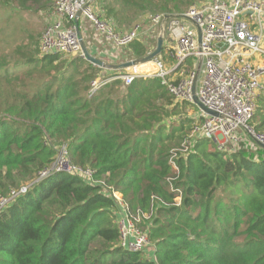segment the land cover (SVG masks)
<instances>
[{
  "label": "trees",
  "instance_id": "obj_1",
  "mask_svg": "<svg viewBox=\"0 0 264 264\" xmlns=\"http://www.w3.org/2000/svg\"><path fill=\"white\" fill-rule=\"evenodd\" d=\"M51 1L0 0V196L27 186L0 208V264H264V148L228 152L189 136L197 106L175 100L158 77L124 85L83 56L41 54L25 13L47 12ZM204 1L93 5L123 30ZM126 48L134 58L148 52L140 40ZM251 123L264 130V87ZM60 145L132 210L161 200L143 226L153 257L117 246L115 204L99 186L62 172L38 179ZM172 188L181 190L178 205Z\"/></svg>",
  "mask_w": 264,
  "mask_h": 264
},
{
  "label": "built area",
  "instance_id": "obj_2",
  "mask_svg": "<svg viewBox=\"0 0 264 264\" xmlns=\"http://www.w3.org/2000/svg\"><path fill=\"white\" fill-rule=\"evenodd\" d=\"M93 1L54 0L48 11L50 20L39 37L40 53L83 56L76 33L81 18H86L116 48L141 40L143 31L147 30L158 38L159 24L165 19L161 51L168 60L165 62L157 54L136 60L124 66L115 78L128 85L136 77H158L179 102H192L194 84L198 100L216 114L198 108L200 124L193 127L189 136H203L218 150L228 152L248 146L264 148V130L256 131L251 123L264 87V0H205L180 14L148 13L125 30L116 29L110 19L101 16ZM166 15H169L167 19ZM188 60L191 66L185 68ZM91 84L95 87L98 83ZM187 147L188 139L182 150ZM56 151L53 162L38 172V179L62 172L99 186L115 204L117 246L153 257L155 247L143 226L153 212L155 201L161 200L152 196L149 211L132 210L119 190L94 177L92 167L73 163L65 145L58 146ZM170 163L176 169L174 161ZM26 188L11 189L7 196H0V208ZM171 191L176 193L173 203L178 205L181 190Z\"/></svg>",
  "mask_w": 264,
  "mask_h": 264
},
{
  "label": "crops",
  "instance_id": "obj_3",
  "mask_svg": "<svg viewBox=\"0 0 264 264\" xmlns=\"http://www.w3.org/2000/svg\"><path fill=\"white\" fill-rule=\"evenodd\" d=\"M93 6L96 11L100 12L98 7H96L95 5ZM78 25L82 41L89 53L104 62L105 66L101 67V76L104 77L105 75H110L111 73H117L118 71L123 69V65L126 62L135 59L129 49L126 51L127 53H125L124 51L121 52V50L119 49H122L123 47H114L101 34L97 33L86 18H81ZM149 36H151V32L149 30L143 31L140 37V41H142L145 45H148L150 41ZM157 56H161L160 53H157ZM198 108L199 107H197V109ZM194 114L197 117L198 110Z\"/></svg>",
  "mask_w": 264,
  "mask_h": 264
},
{
  "label": "water",
  "instance_id": "obj_4",
  "mask_svg": "<svg viewBox=\"0 0 264 264\" xmlns=\"http://www.w3.org/2000/svg\"><path fill=\"white\" fill-rule=\"evenodd\" d=\"M169 17V15H166L165 18L167 19ZM165 27V19H163L160 24H159V27H158V30H159V36L157 38V43H156V49L154 51H152L151 53L149 54H146L145 56H142V57H138V58H135L134 60L132 61H128L126 62L123 66H128L130 65L132 62L136 61V60H139V59H145V58H149L151 57L152 55H155L157 53H159V51L161 50V44H162V37H161V32H163V29ZM76 33L79 37V40H80V43H81V48H82V53H83V56L86 60H88L89 62L93 63L94 65H97L99 67H104V62L91 55L89 53V51L87 50L85 44L83 43L82 41V38H81V34H80V31H79V28H78V25L76 27ZM122 67V66H121ZM192 102L199 108H201L205 113H208L210 115H215L216 112L209 109L208 107L204 106L199 100L198 98L196 97V94H195V87H194V84L192 85Z\"/></svg>",
  "mask_w": 264,
  "mask_h": 264
},
{
  "label": "rangeland",
  "instance_id": "obj_5",
  "mask_svg": "<svg viewBox=\"0 0 264 264\" xmlns=\"http://www.w3.org/2000/svg\"><path fill=\"white\" fill-rule=\"evenodd\" d=\"M54 0L51 1V4H53ZM25 15L27 16V18L29 20L32 21L33 25L35 26V29H37L38 32H40V34L42 33L45 25H47V23L49 22V17H48V11L45 12V11H39L38 13H34V12H31V13H25ZM149 44L146 45L147 49L149 51H154L156 49V39H157V36H155L153 33H151V36H149ZM122 51H124L125 53H127L126 51L128 50L126 47L122 48V49H119ZM148 51V52H149ZM166 55L165 53L163 52L162 56H159V58L163 59L165 62L168 60V58L166 59ZM122 70L118 71L117 73H121ZM262 92V90H261ZM261 94V93H260ZM188 113L189 114H193V112H191V110H188ZM25 183L24 182H20L19 183V187L21 186H25L24 185ZM16 187V186H15Z\"/></svg>",
  "mask_w": 264,
  "mask_h": 264
}]
</instances>
